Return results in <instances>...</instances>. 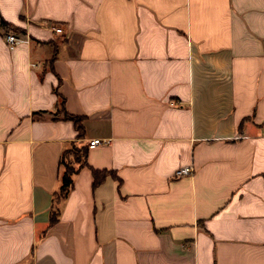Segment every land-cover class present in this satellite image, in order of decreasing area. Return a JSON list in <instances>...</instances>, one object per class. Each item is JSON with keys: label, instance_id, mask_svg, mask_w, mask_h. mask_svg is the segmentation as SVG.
Returning a JSON list of instances; mask_svg holds the SVG:
<instances>
[{"label": "crops", "instance_id": "crops-1", "mask_svg": "<svg viewBox=\"0 0 264 264\" xmlns=\"http://www.w3.org/2000/svg\"><path fill=\"white\" fill-rule=\"evenodd\" d=\"M0 21V264H264V0H0Z\"/></svg>", "mask_w": 264, "mask_h": 264}, {"label": "trees", "instance_id": "trees-1", "mask_svg": "<svg viewBox=\"0 0 264 264\" xmlns=\"http://www.w3.org/2000/svg\"><path fill=\"white\" fill-rule=\"evenodd\" d=\"M8 27L12 29L11 25H8L0 21V27ZM11 26V27H9ZM64 103L63 99L61 98L59 106L61 107L62 116L67 119L71 120L74 123L76 132H77V140H80L83 138V126L81 124L82 119L77 116H73L68 114L64 110ZM71 155L72 161L69 163H66V156ZM87 155V148L79 144L77 141L71 142L67 148H65L59 158L58 166H59V177H60V186L58 189V192L56 193V199L60 201V199L66 197L67 193L71 189L73 185V175L77 173L82 167L86 165L85 163V157ZM77 164V166H75ZM93 181L92 185L96 186L98 185L104 178L105 171H98L95 169H91ZM57 201V202H58ZM58 215V209L57 206L53 205L51 210V215L49 219V225L53 224L57 220Z\"/></svg>", "mask_w": 264, "mask_h": 264}, {"label": "built area", "instance_id": "built-area-1", "mask_svg": "<svg viewBox=\"0 0 264 264\" xmlns=\"http://www.w3.org/2000/svg\"><path fill=\"white\" fill-rule=\"evenodd\" d=\"M54 32L55 33H61L62 29L61 28H55ZM4 39H5V42L7 44V47L10 50L14 49L19 43H21L23 41L21 38H19V36L15 32H9V33L5 34ZM107 142H108V139L102 140L99 138H93V139L88 141L86 148L92 149V148L96 147L97 145H100L102 143H107ZM191 173H192V168L190 166H184V167L177 169L174 172V177L178 178L181 176L190 175Z\"/></svg>", "mask_w": 264, "mask_h": 264}, {"label": "rangeland", "instance_id": "rangeland-1", "mask_svg": "<svg viewBox=\"0 0 264 264\" xmlns=\"http://www.w3.org/2000/svg\"><path fill=\"white\" fill-rule=\"evenodd\" d=\"M70 161H72L71 155H67L65 162L69 163ZM75 166H77V164Z\"/></svg>", "mask_w": 264, "mask_h": 264}]
</instances>
